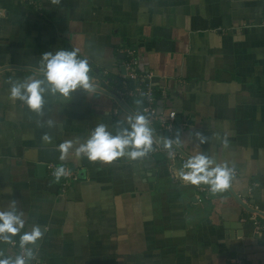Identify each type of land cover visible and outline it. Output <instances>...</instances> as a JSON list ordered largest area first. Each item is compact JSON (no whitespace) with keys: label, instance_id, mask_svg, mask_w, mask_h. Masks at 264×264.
<instances>
[{"label":"crops","instance_id":"0c3cea01","mask_svg":"<svg viewBox=\"0 0 264 264\" xmlns=\"http://www.w3.org/2000/svg\"><path fill=\"white\" fill-rule=\"evenodd\" d=\"M125 47L159 108L176 113L181 153L237 170L232 191L199 202L169 147L110 164L75 155L98 124L113 135L127 126L132 114L112 93ZM61 49L87 59L101 89L46 92L41 113L13 101L11 83L42 79L43 54ZM50 163L71 178L57 180ZM12 201L24 228L0 241L2 259L39 226L37 264H264V232L251 220L264 209V0H0V211Z\"/></svg>","mask_w":264,"mask_h":264},{"label":"clouds","instance_id":"9594fccd","mask_svg":"<svg viewBox=\"0 0 264 264\" xmlns=\"http://www.w3.org/2000/svg\"><path fill=\"white\" fill-rule=\"evenodd\" d=\"M90 66L87 59H79L76 51L61 49L53 53L43 54V78H29L24 82H12L10 98L19 100L33 112L41 113L44 94L51 92L64 98H71L77 90L85 92L93 91V83L89 76ZM127 126L116 129L113 135L107 130L106 125L98 124L92 131L85 143L81 144L75 152L77 157H86L90 162L100 161L112 163L121 157L131 160L145 157L153 150V134L149 119L142 113L128 115ZM201 143L205 138L197 133ZM50 138L45 135L44 140ZM72 146L71 141H66L59 146L62 153L61 159ZM164 146L171 147V142L166 141ZM227 147V140L224 141ZM66 170L60 167L55 172L57 180L66 175ZM179 179L190 185H208L212 193L226 191L233 180V170L226 162L218 163L213 158L197 152L190 156L177 173ZM24 228L21 215L17 214L15 201H12L8 210L0 211V241L10 242L12 237ZM42 232L39 226H34L30 232H24L20 236L19 246L21 254L15 259H0V264H27L33 257L31 246L40 239Z\"/></svg>","mask_w":264,"mask_h":264},{"label":"built area","instance_id":"2783aa9c","mask_svg":"<svg viewBox=\"0 0 264 264\" xmlns=\"http://www.w3.org/2000/svg\"><path fill=\"white\" fill-rule=\"evenodd\" d=\"M125 55L127 56V59L124 63L125 67V73L122 76L120 80V84L117 86L115 90H113V94L117 99V103L121 99L123 100H138L141 103V106L139 107V112L142 114H148V119L150 121V124H154L157 122L159 124V132L161 134V141H155L153 144V150L149 152L150 154L159 152L165 148L164 144L166 141L171 142V156H172V162H175L177 160H180L182 166L183 164L187 161L188 157L184 154L181 153L180 148L178 144L175 141V136H176V113L175 112H170L166 113L163 109L159 108L158 105V98L156 95V90L155 87L152 85L150 81V76L148 74H140L138 72V67H139V60L138 57L135 53V50L132 49L131 47H125L123 49ZM127 79H132L136 81V85L134 87H129L126 84ZM164 135L165 138H164ZM158 135H156L157 137ZM164 140V141H163ZM163 141V142H162ZM173 164V163H172ZM49 169L51 170V173L55 176V172L59 167V165L55 163H50ZM233 170V178L238 175V171L235 169ZM67 173V171H66ZM68 178H71V173L66 174ZM176 178L180 183H183L178 175L176 174ZM69 184V180L64 181L63 189L64 191L66 190L65 187ZM185 184V183H183ZM197 187V195L196 198L199 202L204 201L207 199L211 193L209 190L208 185H195ZM252 223L254 225V230L256 233L260 234L264 232V209L259 211L258 209L255 210L254 214L251 216ZM11 247L14 249V253L17 255L21 254L22 250L19 246V243L13 241L11 243ZM15 256V257H16ZM0 259L1 256H0ZM27 264H37L36 261L31 258L30 260L27 261ZM244 264V263H241Z\"/></svg>","mask_w":264,"mask_h":264},{"label":"water","instance_id":"95a60500","mask_svg":"<svg viewBox=\"0 0 264 264\" xmlns=\"http://www.w3.org/2000/svg\"><path fill=\"white\" fill-rule=\"evenodd\" d=\"M93 88H100V87H98V86H96L95 87V85H93ZM101 89V88H100ZM103 91H105L106 93H111L109 90H103ZM113 92V91H112ZM113 96H116L115 94H113ZM119 104L121 105V107L123 108V109H125L126 111H128L129 113H131L132 115H135L136 113L130 108V106L128 105V103H127V101L126 100H123V99H121L120 101H119ZM145 116L146 117H148V114H145ZM149 126H150V128L152 129V134L153 135H155V130H154V128H153V126L151 125V124H149ZM229 189L231 190V187H229ZM232 191V190H231ZM251 210H254V209H251ZM250 210V211H251Z\"/></svg>","mask_w":264,"mask_h":264},{"label":"trees","instance_id":"16d2710c","mask_svg":"<svg viewBox=\"0 0 264 264\" xmlns=\"http://www.w3.org/2000/svg\"><path fill=\"white\" fill-rule=\"evenodd\" d=\"M118 81V80H117ZM117 81H115V83H117ZM119 83H118V85L120 84V81H118ZM133 103L135 104L134 106L136 107V108H138L139 109V107L141 106V103L138 101V100H133Z\"/></svg>","mask_w":264,"mask_h":264}]
</instances>
